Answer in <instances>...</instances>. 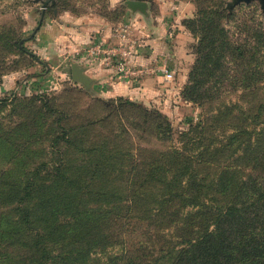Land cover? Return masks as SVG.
<instances>
[{
  "label": "trees",
  "instance_id": "16d2710c",
  "mask_svg": "<svg viewBox=\"0 0 264 264\" xmlns=\"http://www.w3.org/2000/svg\"><path fill=\"white\" fill-rule=\"evenodd\" d=\"M206 4L186 24L199 41L182 97L202 113L180 148H161L166 116L123 97L0 99V264H264V106L221 102L259 90L264 26L241 45Z\"/></svg>",
  "mask_w": 264,
  "mask_h": 264
},
{
  "label": "rangeland",
  "instance_id": "374dc122",
  "mask_svg": "<svg viewBox=\"0 0 264 264\" xmlns=\"http://www.w3.org/2000/svg\"><path fill=\"white\" fill-rule=\"evenodd\" d=\"M127 1L129 0H54L50 5V7H54L52 11L46 4L47 0H0V34L14 40L12 41V48L0 51V61L3 57L6 61L5 70L0 76V99L10 98L12 100L14 96L46 95L58 98L62 108L66 105L65 99L68 94L66 90L71 87L85 90L93 98H99L94 90L92 93L88 92L84 86L72 81L71 66L73 64H78L87 69L85 65L88 61L82 58L84 47L79 46L75 55L66 53V47L63 45L60 46L61 52H56L58 56L54 57L53 52H47L50 45L47 37L51 35V28L54 26L58 28V31L62 30L64 26L61 21L63 20L64 23L71 21L75 25L95 21L100 32L96 34L94 40L107 38L116 29L128 26L133 33L132 39L138 43L140 51L146 46L149 47L146 49L153 48L145 41L144 35L141 34L142 29L147 24L148 27L159 26L161 20L170 32L172 42L176 40L178 34H189L188 42L190 52L194 56V64L196 60L194 47L197 46L199 40L188 30L186 24L197 17L201 3H207L206 5L211 7L222 6L221 12L227 15L226 27L230 30L231 36L241 45H245L250 39V35L245 33L246 24L255 28L258 24L264 26L263 0H251L249 3L241 2V0H138L147 3L146 15L140 12H132L126 5ZM233 12L236 13V19L234 20L233 16V20L230 22V16ZM52 24L54 25L52 26ZM42 35L43 38L47 36L46 39H43ZM17 41L19 43L18 48L15 45ZM168 44L169 46L176 45L175 42ZM258 60L259 66L264 69V50L257 56L256 63L252 64L253 67L257 65ZM156 64L165 69L169 68L167 64L160 65L155 61L151 62V66ZM145 67L148 68L149 66L141 65L132 68L145 69ZM165 71L155 69L153 75L159 72L165 74ZM148 76H151V72L145 73L144 77ZM173 81L174 79L171 84L172 87H175ZM186 84L179 91L180 99L176 94H173L171 103L162 105L161 109L159 104L157 105L152 101L146 104L141 103L149 110L160 111L171 123L174 138L172 141L164 143L161 148H180L182 146L180 134L188 131L190 125L199 121L202 113L201 108L197 104L184 101L182 97V91ZM221 102H226L228 105H238L256 112L261 104L264 106V81L259 84V90L253 95L240 90L224 96ZM244 163L247 165L246 162ZM243 169L247 173V169ZM214 196L218 197V195ZM146 236L141 237L139 234L135 235V238L139 240V243L148 242V244H152L146 240L148 239ZM147 248L142 247V252L153 251V249ZM118 251L119 248L117 247L112 253H118ZM135 252L132 250V253Z\"/></svg>",
  "mask_w": 264,
  "mask_h": 264
},
{
  "label": "crops",
  "instance_id": "0c3cea01",
  "mask_svg": "<svg viewBox=\"0 0 264 264\" xmlns=\"http://www.w3.org/2000/svg\"><path fill=\"white\" fill-rule=\"evenodd\" d=\"M61 24H63L64 28L60 31L52 24L53 27L50 31L51 35H49V37L46 36L47 40L50 42L47 52H53L54 57L58 56L56 52H61L60 46L62 45L66 47V53L75 55L79 46L86 49L88 46L101 40L111 41V44L116 43L111 40L113 32L107 38L94 40L96 34L100 32L95 21H88L85 24L77 23L75 25V23H71V21H66V23H64L63 20ZM141 34L144 35L145 41L153 46V48L146 49L149 48L146 46V48L141 49V51L139 48L138 52L140 53L137 52V55L130 61V65L131 67H140L141 65L149 66L148 68L145 67V69L148 73L151 72V76L132 79L130 81L121 80L115 75L113 68L104 65L102 62H87L85 65L87 66L85 75L92 80V91L94 90L101 98L114 99L123 97L131 101L145 104L152 101L157 105L159 104V108L161 109L165 104L171 103L173 94H176L180 99L179 91H181L183 86L187 83L189 72L194 64V56L190 52L188 42L190 36L188 33L178 34L176 40H174L176 45L169 46L168 43L174 44V42L170 39V32L161 20L159 26L152 25L148 27L147 24L142 29ZM46 37L43 38L42 35L43 39H46ZM152 61L158 62L160 65L167 64L169 70L157 64L151 66ZM155 69L157 71L166 70L172 72L173 75L175 72L173 78L175 87H172V80L167 82L168 80L163 72L153 75Z\"/></svg>",
  "mask_w": 264,
  "mask_h": 264
},
{
  "label": "built area",
  "instance_id": "2783aa9c",
  "mask_svg": "<svg viewBox=\"0 0 264 264\" xmlns=\"http://www.w3.org/2000/svg\"><path fill=\"white\" fill-rule=\"evenodd\" d=\"M111 41H98L88 46L83 53L82 58L88 63L102 62L104 65L114 69L115 75L125 81L132 79H140L145 76L148 71L146 69H133L130 65L138 52V43L132 39L131 29L126 26L116 29L111 36ZM165 76L168 81L173 80L172 72L165 71Z\"/></svg>",
  "mask_w": 264,
  "mask_h": 264
},
{
  "label": "water",
  "instance_id": "95a60500",
  "mask_svg": "<svg viewBox=\"0 0 264 264\" xmlns=\"http://www.w3.org/2000/svg\"><path fill=\"white\" fill-rule=\"evenodd\" d=\"M251 0H241V2H246L249 3ZM127 7L132 10V12H140L142 14H147V8L148 5L144 1H138V0H129L126 2ZM263 5H264V0H263ZM86 69L79 66L78 64H73L71 66V74H72V81L74 83L81 84L82 86L85 87V89L88 92L92 93L91 85H92V80L89 79L85 75Z\"/></svg>",
  "mask_w": 264,
  "mask_h": 264
}]
</instances>
